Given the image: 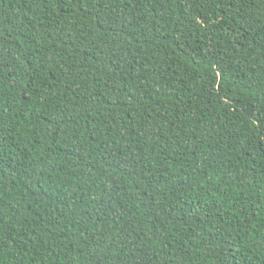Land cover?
Instances as JSON below:
<instances>
[{
    "label": "trees",
    "instance_id": "1",
    "mask_svg": "<svg viewBox=\"0 0 264 264\" xmlns=\"http://www.w3.org/2000/svg\"><path fill=\"white\" fill-rule=\"evenodd\" d=\"M0 264H264V0H0Z\"/></svg>",
    "mask_w": 264,
    "mask_h": 264
}]
</instances>
